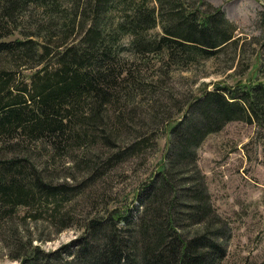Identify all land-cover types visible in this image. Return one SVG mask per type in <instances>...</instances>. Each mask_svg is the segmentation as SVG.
Wrapping results in <instances>:
<instances>
[{"label": "trees", "instance_id": "obj_1", "mask_svg": "<svg viewBox=\"0 0 264 264\" xmlns=\"http://www.w3.org/2000/svg\"><path fill=\"white\" fill-rule=\"evenodd\" d=\"M239 32L205 0H0V231L25 210V223L46 215L61 234L77 223L68 205L168 134L161 168L129 206L90 216L82 235L55 251L6 228L1 242L14 248L11 258L224 264L232 233L213 205L198 150L232 122L264 130V53L263 79L249 84L217 82L179 102L167 83L232 46L240 57ZM159 119L162 131L154 128ZM39 143L55 159H72L81 181L50 180L47 164L25 150Z\"/></svg>", "mask_w": 264, "mask_h": 264}, {"label": "rangeland", "instance_id": "obj_2", "mask_svg": "<svg viewBox=\"0 0 264 264\" xmlns=\"http://www.w3.org/2000/svg\"><path fill=\"white\" fill-rule=\"evenodd\" d=\"M205 1L222 9L227 18L239 27L242 38L241 53L244 54L236 57L232 46L215 59L204 61L187 71L174 72L167 88L179 102H184L194 94H200L204 89L211 90L217 82L237 85L263 79L258 64L259 57L264 53V0ZM168 106L173 108L174 105L170 102ZM140 111L143 118H146L145 122L151 124L149 113L144 109ZM162 120L156 121H159V128L154 127L155 129L163 128ZM167 146L168 134H164L158 139L156 146L148 150L142 158L117 165L109 170L105 178L93 183L82 196L66 207L69 214H74L77 223H73L72 227L61 234L56 233L55 223L46 215L39 222L29 219L25 223L21 219L25 210H21L14 220L15 223L12 221L6 225L8 234L11 233L9 227L18 228L22 232L21 237L24 236L26 241L33 239L34 246H40L46 251L71 245L82 235V226L90 216H101L105 207L114 209L130 205L136 190L161 168ZM25 150L42 166L47 164V177L56 183L72 182V176H76L79 181L83 178L78 175L72 159L53 158L51 149L44 144L31 145ZM198 165L206 177L214 207L231 229L232 237L227 245L228 255L224 264L262 263L264 130L244 122L228 124L202 144L198 150ZM6 228L0 231V264H19L11 258L14 248H8L4 241L1 242L4 240Z\"/></svg>", "mask_w": 264, "mask_h": 264}]
</instances>
